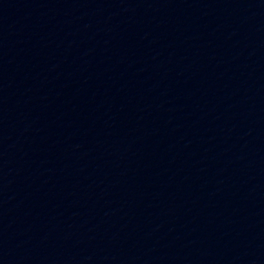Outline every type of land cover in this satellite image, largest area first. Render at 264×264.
Here are the masks:
<instances>
[{"label": "water", "instance_id": "95a60500", "mask_svg": "<svg viewBox=\"0 0 264 264\" xmlns=\"http://www.w3.org/2000/svg\"><path fill=\"white\" fill-rule=\"evenodd\" d=\"M0 264H264V44L0 0Z\"/></svg>", "mask_w": 264, "mask_h": 264}]
</instances>
